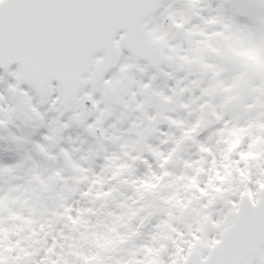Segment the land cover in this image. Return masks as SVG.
<instances>
[{"label": "snow or ice", "instance_id": "1", "mask_svg": "<svg viewBox=\"0 0 264 264\" xmlns=\"http://www.w3.org/2000/svg\"><path fill=\"white\" fill-rule=\"evenodd\" d=\"M0 264H264V0H0Z\"/></svg>", "mask_w": 264, "mask_h": 264}]
</instances>
